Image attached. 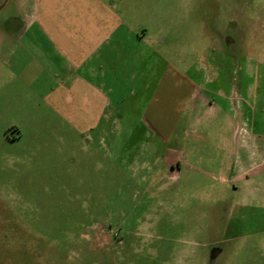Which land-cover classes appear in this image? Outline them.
<instances>
[{"label":"rangeland","instance_id":"obj_1","mask_svg":"<svg viewBox=\"0 0 264 264\" xmlns=\"http://www.w3.org/2000/svg\"><path fill=\"white\" fill-rule=\"evenodd\" d=\"M60 1L48 0L53 12L44 14L34 7L41 0H0V264H264V205L243 208L241 196L195 169L172 180L161 160L168 140L147 127L157 79L200 78L218 47L238 50L239 76L254 83L248 125L263 131L264 0H102L144 42L129 34L104 66L127 110L121 132L108 135L110 150H81L87 133L39 101L59 87L49 79L63 76L58 59L45 67L33 54L27 73H11L8 33L60 29ZM185 120L172 143L207 140L204 127Z\"/></svg>","mask_w":264,"mask_h":264},{"label":"crops","instance_id":"obj_2","mask_svg":"<svg viewBox=\"0 0 264 264\" xmlns=\"http://www.w3.org/2000/svg\"><path fill=\"white\" fill-rule=\"evenodd\" d=\"M34 7L44 14L52 7L53 12L48 0L35 3ZM54 9L59 16L60 29L46 31L25 27L8 33L7 57L11 73H27L33 54L45 67L49 61L58 59V69L63 76L51 73L49 79L58 82L59 87L52 88L39 101L46 110L65 117L74 131L87 133L79 147L81 150L91 146L110 150L114 143L108 135L115 130L121 132L127 110L125 97L118 96L120 90L111 85L113 73L106 72L104 66L110 68L112 53L124 50L129 34L134 32L128 29L126 20L121 19L116 4L109 1L61 0ZM134 34L140 45L143 44V37ZM49 37L55 42L51 51L45 46ZM212 52L215 56L200 68V78L157 79L150 98L148 111L152 108L147 127L168 140V153L161 160L166 159L172 180L181 179L182 168L185 172L195 169L205 179L219 182L222 189L241 196L239 205L243 208L259 202L264 205V129L251 127L247 118L254 83L249 76H239L238 50L216 47ZM40 75L47 77L42 66ZM64 84L71 86L67 92L63 90ZM161 96L167 101L164 106L158 103ZM182 117L187 126L204 127L207 140L189 142L185 138L172 143ZM239 120L242 134L235 153L233 138ZM105 138L109 140L108 145L104 144ZM104 158L102 162L95 160L93 168L101 169Z\"/></svg>","mask_w":264,"mask_h":264}]
</instances>
